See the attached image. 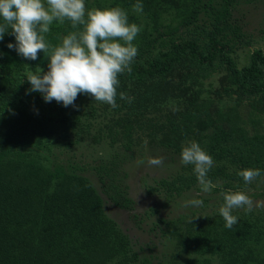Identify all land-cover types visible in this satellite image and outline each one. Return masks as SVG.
Masks as SVG:
<instances>
[{
  "label": "rangeland",
  "instance_id": "obj_1",
  "mask_svg": "<svg viewBox=\"0 0 264 264\" xmlns=\"http://www.w3.org/2000/svg\"><path fill=\"white\" fill-rule=\"evenodd\" d=\"M138 2L142 12L134 10ZM85 7H119L141 27L133 63L154 58L173 40H194L205 51L216 13L228 27L218 37L239 68L253 50L264 51V0H85ZM233 26L237 32H230ZM71 31L70 22H53L46 43L57 46ZM8 43H16L10 31L0 40L3 74L27 80L39 67L47 71L48 60L32 64ZM118 80L116 108L82 94L63 125L45 122V104L23 91L0 99V203L16 200L6 206L13 212L3 222L0 246L8 241L27 255L26 264H264V207H255L264 202V90L237 88L218 60L211 66L184 60L162 77ZM190 141L213 158L208 178L215 176L210 180L219 187L209 193L197 179L179 192L158 184L180 173L195 176L180 161ZM150 157L163 164L149 166ZM248 168L262 173L250 184L238 175ZM222 191H243L254 202L251 212L233 211L238 223L231 229L218 212ZM46 195L53 206L48 218L59 226L41 218ZM109 196L132 202L121 208ZM193 199L203 206H190ZM186 231L187 237L203 231L211 240L196 249L182 246ZM4 255L0 249V264H9Z\"/></svg>",
  "mask_w": 264,
  "mask_h": 264
},
{
  "label": "clouds",
  "instance_id": "obj_2",
  "mask_svg": "<svg viewBox=\"0 0 264 264\" xmlns=\"http://www.w3.org/2000/svg\"><path fill=\"white\" fill-rule=\"evenodd\" d=\"M134 10L142 12L143 5L138 2ZM0 20L3 21L0 40L9 31L15 37L16 43H8L9 49L29 60H37L40 52L47 57V71L39 67L38 73L27 74L30 91L41 93L45 102L56 101L64 107H75L78 94H85L112 108L118 106V75L130 70L138 54L133 42L141 31L139 25L129 22L124 10L119 7L86 10L85 0H0ZM66 21L75 31L63 36L57 46L46 43L50 25ZM119 97L129 102L133 99L123 92ZM180 161L193 166L202 192L209 193L219 187L208 178L213 158L197 142L190 141L182 146ZM147 163L158 167L163 164V158L150 157ZM238 175L250 184L262 173L259 169L248 168L240 170ZM221 194L224 203L218 212L224 226L231 229L238 223L233 211L251 212L254 202L243 191H222ZM189 205L201 207L203 201L193 199ZM255 207H264V202H255Z\"/></svg>",
  "mask_w": 264,
  "mask_h": 264
},
{
  "label": "trees",
  "instance_id": "obj_3",
  "mask_svg": "<svg viewBox=\"0 0 264 264\" xmlns=\"http://www.w3.org/2000/svg\"><path fill=\"white\" fill-rule=\"evenodd\" d=\"M199 8H203L202 4H199ZM224 16L221 13H216L215 19L213 21L212 30L207 33V41L205 51L199 49V45L194 40H182L176 41L173 40L169 47L166 50L159 52L154 58L148 59L145 62L141 63L137 61L132 63L129 71H125L123 74H119L121 77L133 82H142L150 77H162L169 73L176 64L184 61H195L203 65L211 66L214 61L218 60L224 62L227 66L229 74L231 76L232 83L237 86V88L243 90H253V91H263L264 90V51L261 49H255L251 53L249 63L241 68H239L235 62L228 56L226 52V43L221 41V37H218L224 29L228 27L226 25L221 26V23H225ZM226 24V23H225ZM230 27V26H229ZM230 29V32H237L239 27L233 26ZM226 34H224L225 36ZM223 36V35H222ZM32 64L41 65L47 61V57L43 52L38 53L37 60H29ZM22 80L13 78L8 74H3L0 71V99L4 94L9 90L23 91L26 94L30 95L34 100L39 103L45 104V111L43 115V120L53 125H63L69 122V107H64L62 104L57 103L56 101L45 102L43 96L39 92L30 91V84L27 80ZM82 94H78L77 99L75 100V105L80 101ZM23 159L29 158L28 156L23 155ZM61 169H56L52 172L55 178H59V173ZM209 173H212L211 171ZM217 173H215L216 175ZM211 175V174H209ZM209 179H215V176H210ZM158 184L171 186L176 192L185 191L187 189L193 188L196 184V178L193 174L183 175V173L178 174L175 178L172 179H162ZM5 190V189H4ZM114 203L118 206L129 207L132 199H126V202H120L118 198L114 196H109ZM39 199V200H38ZM37 203H40L42 198H38ZM8 198L2 200L0 203V234L3 226V222L7 221L9 214L11 215L13 211H8L9 209L6 206H10V201L16 204L15 199L7 201ZM50 200H47V195L43 198L44 209L41 211L42 219L47 223L60 225V222L53 223L50 222L49 218L52 217L53 206ZM1 205L4 207H1ZM42 205V206H43ZM52 206V207H50ZM40 210V209H39ZM51 210V211H50ZM50 212V213H49ZM38 213V212H37ZM40 215V214H39ZM49 217V218H48ZM101 225H104L105 219L100 217ZM4 219V220H2ZM49 220V221H48ZM62 222V221H61ZM58 229V228H54ZM208 231H213V228L209 227ZM191 232V231H190ZM203 231L195 232L193 236L187 237V231L182 233V246L190 245L194 249L198 246H203L204 244L210 242L208 234H203ZM209 234L211 232H208ZM40 235H42L40 233ZM45 236V234H44ZM19 237V235H18ZM41 237V236H40ZM43 237V236H42ZM14 241H16L17 236H12ZM2 236L0 235V241ZM34 243V242H32ZM45 245V243H44ZM1 251L5 253L4 259L9 264H26L27 255H25L17 248L10 246L8 241L0 246ZM45 254V247H44ZM132 259V258H131Z\"/></svg>",
  "mask_w": 264,
  "mask_h": 264
}]
</instances>
